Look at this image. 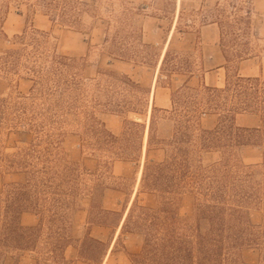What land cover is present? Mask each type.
<instances>
[{"label": "rangeland", "instance_id": "rangeland-1", "mask_svg": "<svg viewBox=\"0 0 264 264\" xmlns=\"http://www.w3.org/2000/svg\"><path fill=\"white\" fill-rule=\"evenodd\" d=\"M217 24L229 27L222 41ZM20 50L31 59L4 68L1 59ZM55 57L68 62L63 73L78 89L52 123L29 70H44ZM236 77L264 83V0H0V238L8 227L39 234L36 247L24 251L0 245V264H130L145 232L133 221L116 230L141 161L162 164L175 153L177 131L198 136L217 125L237 129L239 144L230 155L216 148L191 153L189 170L226 177L225 219L242 238L230 262L264 264V114L226 115L207 104L204 90ZM43 166L59 185V208L8 211L9 192L33 183L32 172ZM203 188L190 184L166 195L139 183L132 202L205 232L203 208L213 201Z\"/></svg>", "mask_w": 264, "mask_h": 264}, {"label": "trees", "instance_id": "trees-1", "mask_svg": "<svg viewBox=\"0 0 264 264\" xmlns=\"http://www.w3.org/2000/svg\"><path fill=\"white\" fill-rule=\"evenodd\" d=\"M217 25L222 41V37L228 32L229 27L228 25ZM222 54L227 62L224 51ZM234 54L236 58H242L241 51L237 50ZM24 57L27 60L31 59L22 50L11 51L1 61L6 69L17 68ZM68 66L65 59L55 57L49 61V66L44 70H38L36 67L29 70L38 80L37 95L47 103L46 111L50 113L49 119L52 123L57 120V113L61 111L62 106L68 103L67 94L78 89L77 81L75 79L68 80L63 73V70ZM125 85L130 87L131 84L126 81ZM204 90L207 104L215 109H225L226 115L264 114V83L260 82L258 78L236 77L227 82L223 89L205 87ZM4 107L5 104L0 101V124L6 120L2 117ZM22 111L25 114L26 108H23ZM24 121L27 124H32L30 122L33 120L24 118ZM150 125L149 123V130ZM44 126V122H42L40 125H33V128L42 129ZM184 131L183 133L176 132L173 138L175 153L168 161L155 166L144 161L140 183L143 187L147 186L152 191L166 195L190 184H196L198 188L202 189H204L203 186H207L206 189L210 192L209 197L213 201V205H206L203 208L205 216L203 221L207 224V230L201 232L200 224L187 230V228L181 227L176 219L168 216L165 211L135 208L134 202H132L120 231L126 230L133 221V224L144 230L145 239L142 250L138 254L132 255L130 264H233L229 260V255L242 242L241 232L236 230L230 220L225 219L228 210L222 205L227 202L225 198L226 188H228L226 177L224 175L206 176L207 170L192 174L189 170V156L191 153H197L199 149L216 148L221 149L226 155H230L234 146L240 142L238 141L239 131L232 127L226 128L219 125L212 131L201 132L198 136H193L185 128ZM149 137L150 133L147 137V147ZM183 143L189 144L191 148L181 147ZM32 154H34L33 150L26 156ZM47 161L48 159L44 160V163ZM11 163L17 164L15 161H11ZM19 164H28V161ZM227 166L228 164H223L222 167L226 168ZM50 172V167L43 166L39 171L32 172L33 183L28 181L26 184L14 187L7 197L9 204L6 209L11 211L28 204L35 208H44L46 205L52 210L59 208L61 201L59 195L54 192V190H58L59 185H54V177L48 176ZM38 174L41 175L40 179ZM51 174L53 175V173ZM240 199H235V202L239 203ZM136 209L138 212H135ZM38 237L36 229L8 227L0 238V245L24 251L36 247ZM89 240L100 244L92 239Z\"/></svg>", "mask_w": 264, "mask_h": 264}, {"label": "bare ground", "instance_id": "bare-ground-1", "mask_svg": "<svg viewBox=\"0 0 264 264\" xmlns=\"http://www.w3.org/2000/svg\"><path fill=\"white\" fill-rule=\"evenodd\" d=\"M178 6H179V4H178ZM177 11H178V10H177ZM164 52H165V48H164L163 51H162V55H161V59H160V63H161V61H162V57H163V55H164ZM160 63L158 64V67H157V69H156V72L158 71V68H159V66H160ZM154 83H155V75H154V77H153L152 85H151V90H152V91L154 90ZM152 100H153V93H151V96H150V103H151V104H152ZM150 113H151V105L149 106L148 111H147L146 125H145L146 127H145V132H144V137H143V148H145V147H146V144H147V134H148V125H149V117H150ZM143 155H144V154H143ZM142 158H143V157H142ZM142 169H143V162L141 161L140 166H139V169H138V172H137L136 184H135V188H134L133 196H132V198H131V200H130V202H129V205H128V207H127L125 213H124L123 218L121 219V222H120V225H119V227H118V229H117L116 235H117V234L119 233V231H120V228H121L122 222H123V220H124V218H125V216H126V213L128 212V209H129V207H130V205H131V202H132V200H133V197H134V195H135V193H136V191H137V187H138V184L140 183L139 181H140L141 176H142ZM108 252H109V251H108ZM107 256H108V255H107ZM105 261H106V260H105Z\"/></svg>", "mask_w": 264, "mask_h": 264}, {"label": "crops", "instance_id": "crops-1", "mask_svg": "<svg viewBox=\"0 0 264 264\" xmlns=\"http://www.w3.org/2000/svg\"><path fill=\"white\" fill-rule=\"evenodd\" d=\"M154 91V90H153ZM152 102H153V100H152ZM135 188V187H134ZM133 193H134V191H133ZM132 196H133V194H132ZM132 196H131V198H132ZM131 198H130V200H131ZM130 202V201H129ZM128 205H129V203H128ZM128 207V206H127ZM123 216H124V214H123ZM123 216H122V218H123ZM121 218V219H122ZM120 222H121V220H120ZM120 222H119V225H120ZM119 227V226H118ZM118 229V228H117ZM116 232H117V230H116Z\"/></svg>", "mask_w": 264, "mask_h": 264}]
</instances>
